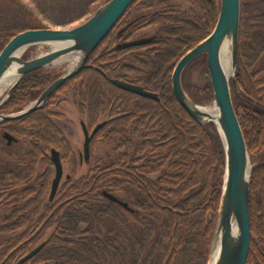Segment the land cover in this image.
Returning <instances> with one entry per match:
<instances>
[{"label": "trees", "instance_id": "16d2710c", "mask_svg": "<svg viewBox=\"0 0 264 264\" xmlns=\"http://www.w3.org/2000/svg\"><path fill=\"white\" fill-rule=\"evenodd\" d=\"M219 11L220 0H134L86 68L53 92L42 109L0 123V136L8 132L24 146L15 169L0 173V264L208 263L224 174L223 145L214 124L195 121L178 104L170 78L177 61L212 32ZM32 12L24 0H0V52L19 33L48 28ZM148 27L156 29L154 41L116 50ZM61 73L26 74L0 113L23 110ZM193 73L200 83L191 82ZM206 73L204 54L182 74L187 95L204 106L213 101ZM113 80L141 86L159 101L121 90ZM67 90L77 95L79 115L90 130L108 117L91 139L89 170L78 178L79 157L51 120L50 107ZM231 95L252 164L246 264H264V0H241ZM113 140L117 159L99 166L93 157L96 145ZM52 148L69 172L50 204ZM105 191L132 210L106 199ZM43 242L35 256L20 263Z\"/></svg>", "mask_w": 264, "mask_h": 264}, {"label": "water", "instance_id": "95a60500", "mask_svg": "<svg viewBox=\"0 0 264 264\" xmlns=\"http://www.w3.org/2000/svg\"><path fill=\"white\" fill-rule=\"evenodd\" d=\"M133 1L109 0L101 5L86 22L72 29L26 30L13 37L0 52V84L10 71L16 75V80L11 84L5 97L0 102V109L8 101L12 91L26 74L42 68L53 67L55 64L67 62L68 60L71 61V66L22 111L12 114H0V123L18 121L41 109L53 92L85 69L90 55L113 29ZM240 15L241 0H220L218 19L212 32L177 61L170 78L171 90L178 104L195 121L203 124H214L223 145L224 174L210 257L207 264H210L214 242L217 237L219 239V250L213 264H246L250 248L249 196L252 164L231 96V84L235 86ZM154 39V37H150L131 40L118 44L116 50L140 47L152 42ZM225 44H228V73L222 64V53ZM37 45L51 46L52 50L24 61L22 59L24 53L29 48ZM204 54L206 55L207 68L204 80L209 82L212 87L213 109L195 103L182 86V74L185 68ZM104 77L106 76L104 75ZM111 82L121 90L155 101L159 100L156 94L145 91L141 86L118 80ZM207 110H214V113L210 111L209 113ZM102 125L103 123L98 124L89 135L85 124L81 122L84 135L81 158L86 163L90 159V141ZM2 138L8 146L13 142H17L9 133H3ZM50 158L54 166V178L48 198L51 203L55 198L63 176V166L59 152L53 148L50 150ZM103 195L112 203L131 211L127 203L117 197L106 192H103ZM45 223L40 226L36 234L40 232ZM45 243L43 242L34 248L20 260V263L26 262L35 256L44 247Z\"/></svg>", "mask_w": 264, "mask_h": 264}, {"label": "rangeland", "instance_id": "374dc122", "mask_svg": "<svg viewBox=\"0 0 264 264\" xmlns=\"http://www.w3.org/2000/svg\"><path fill=\"white\" fill-rule=\"evenodd\" d=\"M101 1L103 0H97L96 3L90 2L89 5L86 3L82 5L81 0H24V3L25 5L29 6L30 10H33L32 14L35 21L40 23L42 26L50 27L52 29H72L86 22L92 14V9H95V7L99 6ZM155 32L156 29L154 27L144 28L134 33L132 39L137 40L142 38H150L154 36ZM51 50V46L37 45L29 48L23 56L26 54L28 55V58H34ZM70 66L71 61L68 60L67 62L55 64L49 69H55L56 71L62 70V73L60 74L61 76L69 69ZM258 76V78H260L263 76V73L259 74ZM190 80L193 83H200L201 81V79L195 73L190 76ZM8 89L9 86L0 84V102L5 97L4 95ZM75 95L76 94L73 91L67 90L64 94L57 98V104L51 106L50 111L54 114V116L51 117V120L62 130L63 135L69 142L73 152H75L79 157V155L82 154L84 142V136L80 122L87 124V119L80 117L78 111L79 108L77 106L78 98H75ZM206 106L210 109H213V103ZM107 119V115H104V117L100 119L99 123ZM116 145V140H113L110 143L101 142L96 145V150L93 152V157L97 161L96 164L99 166L108 165L112 163V161L116 160L119 153L115 150ZM23 152L24 146L22 141H18L16 144H11L8 146L0 136V173L4 170H14L16 163L23 157ZM62 166L63 176L60 184L65 181L69 172V167L67 164L62 162ZM88 170L89 164H85L84 162L79 163L77 178L85 175Z\"/></svg>", "mask_w": 264, "mask_h": 264}, {"label": "bare ground", "instance_id": "6f19581e", "mask_svg": "<svg viewBox=\"0 0 264 264\" xmlns=\"http://www.w3.org/2000/svg\"><path fill=\"white\" fill-rule=\"evenodd\" d=\"M94 14V13H93ZM92 14V15H93ZM91 15V16H92ZM90 16V17H91ZM121 19V18H120ZM117 24V23H116ZM115 27V26H114ZM113 27V28H114ZM111 32V31H110ZM109 32V33H110ZM104 40V39H103ZM102 40V41H103ZM154 41V40H153ZM118 45V44H117ZM116 45V46H117ZM98 47V46H97ZM94 52V51H93ZM41 56V55H40ZM228 44H225L224 47H223V53H222V64H223V67L224 69L227 71L229 70V66H228ZM228 73V71H227ZM16 80V75H14L12 73V71L8 72V74L6 75V77L3 79L2 81V84H5L6 86H9L11 85L14 81ZM129 84V83H128ZM133 85V84H132ZM208 112L210 111L211 113H214V110H207ZM209 112V113H210ZM106 192V191H105ZM108 193V192H106ZM110 194V193H109ZM112 195V194H111ZM104 196V195H103ZM114 196V195H113ZM116 197V196H115ZM106 198V197H105ZM107 199V198H106ZM115 204V203H114ZM118 205V204H116ZM128 205V204H127ZM119 206V205H118ZM121 207V206H120ZM129 207V206H128ZM122 208V207H121ZM130 208V207H129ZM124 209V208H123ZM131 209V208H130ZM125 210V209H124ZM132 210V209H131ZM126 211H129V210H126ZM218 250H219V239L218 237L216 238L215 242H214V248H213V252H212V255H211V260H210V264H213L215 259H216V256L218 254ZM249 253V252H248ZM210 257V255H209Z\"/></svg>", "mask_w": 264, "mask_h": 264}, {"label": "flooded vegetation", "instance_id": "af4514ba", "mask_svg": "<svg viewBox=\"0 0 264 264\" xmlns=\"http://www.w3.org/2000/svg\"><path fill=\"white\" fill-rule=\"evenodd\" d=\"M124 31V29L123 30H121V32H123ZM131 40H133V39H131ZM131 40H129V41H131ZM129 41H127V42H129ZM123 43H125V42H123ZM122 44V43H121ZM45 69H49V68H45ZM105 75V74H104ZM106 76V75H105ZM105 78H107V76L105 77ZM146 91V90H145ZM13 92V91H12ZM130 93V92H129ZM157 95V94H156ZM158 96V95H157ZM43 108V107H42ZM41 108V109H42ZM40 110V109H39ZM83 120V119H82ZM103 122H105V121H103ZM84 123V122H83ZM85 124V123H84ZM80 126H81V122H80ZM85 126H86V128H87V130H88V132L90 133L92 130H90L89 128H88V126H87V124H85ZM96 127V126H95ZM94 127V128H95ZM81 129H82V127H81ZM82 133H83V131H82ZM90 144H91V141H90Z\"/></svg>", "mask_w": 264, "mask_h": 264}]
</instances>
